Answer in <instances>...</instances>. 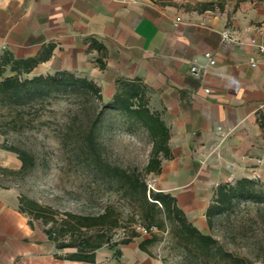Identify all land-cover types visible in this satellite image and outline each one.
Here are the masks:
<instances>
[{"label": "crops", "instance_id": "1", "mask_svg": "<svg viewBox=\"0 0 264 264\" xmlns=\"http://www.w3.org/2000/svg\"><path fill=\"white\" fill-rule=\"evenodd\" d=\"M253 37L264 44V10L227 29L156 0H0V57L36 59L31 76L72 72L92 80L106 101L116 80L143 84L169 130L171 158L151 174L156 191L174 197L192 224L227 175L264 173V53ZM19 205L15 189L0 187V264H164L137 237L99 247L93 261L71 259L75 250L57 248Z\"/></svg>", "mask_w": 264, "mask_h": 264}, {"label": "rangeland", "instance_id": "2", "mask_svg": "<svg viewBox=\"0 0 264 264\" xmlns=\"http://www.w3.org/2000/svg\"><path fill=\"white\" fill-rule=\"evenodd\" d=\"M161 4L174 5L187 15H202L217 18L224 27L231 29L248 23L255 10H264V0H156ZM211 2L214 9L198 12L201 4ZM9 74V72H6ZM31 75L29 74L28 77ZM22 121L15 129L6 127L7 133L0 134V146L14 145L33 154L35 165L25 174L15 173L20 162L16 154L0 148V187L13 188L18 197L33 200L47 210L46 215L26 214L41 230L51 226L50 212L57 226L67 214L94 216L112 205L119 215L120 226L112 231L114 240L130 235L134 229L137 238L156 235L151 243L153 253L164 264H187V260L176 248L165 230L151 228L146 233L134 205L118 190V182L87 165L88 156L81 146L78 132L87 127L91 108L82 98L63 94L50 97V102L31 107H21ZM8 110L0 103V120H9ZM97 138L103 158L124 169L142 170L145 166L151 144L147 132L123 116L112 113L105 117L97 128ZM17 162V163H13ZM248 172V171H247ZM264 188V173L251 170L246 175ZM236 173L226 176L224 183L230 185L240 178ZM145 183L152 185L156 179L145 176ZM214 199V190L210 202ZM201 221L193 222L202 233L211 235L219 245L232 253L243 256L253 264H264V201L253 199L235 201L230 210L211 217L207 223L204 214ZM59 221V223H58ZM88 236L94 229H82ZM66 239L68 237H65Z\"/></svg>", "mask_w": 264, "mask_h": 264}, {"label": "trees", "instance_id": "3", "mask_svg": "<svg viewBox=\"0 0 264 264\" xmlns=\"http://www.w3.org/2000/svg\"><path fill=\"white\" fill-rule=\"evenodd\" d=\"M214 9L211 2L201 4L198 12ZM100 47V46H99ZM37 60H17L9 54L0 57V103L8 110L9 120L1 122L0 134L7 133L6 126L15 129L22 121L21 107H31L50 102V97L69 94L82 98L91 108V118L85 127L78 132L81 146L88 156L87 165L118 182V190L136 209L144 228L165 230L180 250L187 264H253L243 256H238L224 249L209 234L202 233L186 217L174 197L162 191L147 190L145 176L158 174L161 160L171 158L168 145L169 130L160 116L151 111L145 88L139 80H116L115 91L110 100H104L100 87L92 80L76 76L72 72L60 70L47 75L28 77ZM9 74H6V67ZM115 113L123 116L128 122L137 124L148 134L151 150L142 170L124 169L107 162L100 151L97 128L103 119ZM0 148L16 154L20 162L14 171L25 174L35 165L34 156L28 150L14 145L1 144ZM6 168L0 166V171ZM258 182L248 177L238 178L234 184H219L214 191V199L205 210L207 223L211 217L232 208L235 201L253 199L264 201V188L257 187ZM19 209L25 214L46 215L47 210L33 200L18 197ZM120 214L112 205H106L102 212L94 216L67 214L60 220H54L50 212L51 226L44 232L56 244L57 248H71L75 251L68 256L75 260L93 261V252L103 245L127 243L138 233L133 229L130 235L114 240L112 231L120 226ZM82 229H94L93 235H86ZM65 237H68L67 239ZM151 234L140 244V248L156 241Z\"/></svg>", "mask_w": 264, "mask_h": 264}, {"label": "built area", "instance_id": "4", "mask_svg": "<svg viewBox=\"0 0 264 264\" xmlns=\"http://www.w3.org/2000/svg\"><path fill=\"white\" fill-rule=\"evenodd\" d=\"M180 20H181L180 17H179V16H176V18H175V23L180 22ZM222 36H223L224 38H226L227 40H235L232 36H230V34H229L227 31H224V32L222 33ZM250 44H251V46H253V47L255 48V50H256L258 53H264V44H263L262 42L258 41L257 38H255V37L251 38V39H250ZM204 57L207 59V62H208L209 65L214 64L215 60H214L212 54H211L209 51H207V52L204 53ZM250 64H251L252 66H256V61H255V58H254V57H250ZM191 72H193V73H195V74L197 73V69H196L195 66H192V67H191ZM210 91H211V90H210V88H208V87H204V88H203V92L206 93V94L210 93ZM146 186H147V185H146ZM147 190H148V191H149V190H154V188L152 187V185L148 184V186H147ZM138 229H139L140 231L144 232V233H146V231H147L145 228L140 227L139 225H138Z\"/></svg>", "mask_w": 264, "mask_h": 264}]
</instances>
